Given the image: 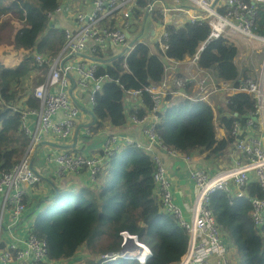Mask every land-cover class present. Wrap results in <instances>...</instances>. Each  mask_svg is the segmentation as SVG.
<instances>
[{
  "label": "trees",
  "instance_id": "obj_1",
  "mask_svg": "<svg viewBox=\"0 0 264 264\" xmlns=\"http://www.w3.org/2000/svg\"><path fill=\"white\" fill-rule=\"evenodd\" d=\"M148 1L136 2L133 22L144 17ZM62 2L15 0L8 3L0 0V20L11 16L9 19L20 23L17 30L7 32H4L6 22L0 25V43L9 37L16 57H20L16 65L0 60V173L11 169L28 143L20 127V113L5 106L22 104L19 102L22 96H17L11 83L22 81L28 73L46 71L47 66L38 67L32 61L33 55L53 56L61 49L63 34L60 30L48 29L46 14L55 12ZM255 8L252 32L264 37V5L255 4ZM218 11L222 13L223 9ZM150 15L159 19L157 12ZM165 30L167 49L164 51L158 45L139 43L125 60L120 53L112 58L101 51L94 53L96 60L105 64L98 67L96 78L107 76L110 81L103 84L94 99L92 114L95 121L90 126L93 134L103 131L106 125L112 128L125 126L128 119L126 93L159 84L164 75V58L182 61L185 57H193L206 42L210 26L205 22H186L180 26L168 25ZM236 55L235 44L220 37L205 43L199 52L197 66L213 71L218 80L237 84L240 75L234 64ZM242 76L248 78L252 74L243 73ZM141 100L139 117L149 114L152 106L147 93H143ZM165 100L167 106L158 114L154 126L161 145L186 156L208 152L209 159L234 151L233 123L245 126L255 104V99L245 93L237 92L227 97L225 105L218 111L219 126L226 136L218 140L213 110L206 102L195 96L173 100L166 96ZM24 103L27 108L38 106L30 98ZM108 160L98 173L96 185L76 183L78 186L75 187L67 186L62 180H59L61 183L53 180L48 181L49 196L39 197L34 204L26 199L25 220L32 219L31 233L46 241L49 264H108L98 256L120 250L121 231L137 235L151 250L146 264H176L186 251L188 235L174 218L161 210L152 180L154 163L150 153L130 145ZM41 182L43 179L39 184ZM255 197L260 198L261 191L253 181L247 184L245 196L232 197L223 192L210 196L209 209L219 231L235 248L237 264H264V226L255 228L249 214L250 199ZM104 236L105 246L98 247ZM117 264L138 263L120 259Z\"/></svg>",
  "mask_w": 264,
  "mask_h": 264
},
{
  "label": "built area",
  "instance_id": "obj_2",
  "mask_svg": "<svg viewBox=\"0 0 264 264\" xmlns=\"http://www.w3.org/2000/svg\"><path fill=\"white\" fill-rule=\"evenodd\" d=\"M137 1L91 0L89 10L77 12L72 19L73 26L62 29L63 45L56 56L41 54L32 56V61L38 67L47 66V74L45 80L33 90L31 95L38 104L36 108L22 110L12 108L20 113V127L29 142L23 155L11 169L0 173V264H49L46 241L32 234V223L25 220L29 190L42 180L41 175L32 166L31 156L37 144L42 143L47 137L61 141L72 137L79 119L80 107L79 101H72L67 92L69 80L71 81L70 75H76L75 97L80 100L79 96L85 93L86 98L93 105L95 96L101 91L103 84L110 81L107 76L96 78L99 67L96 62L90 65L74 64L72 62L74 57L85 52L89 56H94L95 52L100 51L99 49L114 46L122 50L120 54L125 60L137 44L145 43L141 39H134L131 43L133 39L131 41L128 39L133 24L132 11ZM156 2L157 0H149L146 10L151 12ZM194 2L202 9L200 13L193 14L185 5ZM212 2L213 0H184L183 3L175 6L172 4L170 7H164L161 11L163 20L158 27V36L152 45H158L161 51L167 49L165 28L168 25L180 26L186 22L205 21L210 26V34L205 43L236 34L246 40L260 41L263 44L261 63L256 79L239 78L237 84L223 82L221 88L218 87L213 92L231 90L234 93L250 95L255 99L254 111L245 122V126L242 127L238 122L233 123L231 130V135L234 137L233 147L234 152L239 154L238 160H234L233 165L222 168L214 174L202 169L189 171L188 178L194 183L196 194L187 217L173 199L166 169L157 156L152 154L151 147H161L167 153L177 156L174 151L161 145L154 132V126L162 110L163 98L166 96L173 98L176 90L185 89L193 78L181 76L170 81L166 74L167 62L170 60L164 58V76L159 84L143 86L128 91L125 95L130 100H137L142 106L141 96L147 93L152 102L149 114L139 117V107H137L130 109L127 116L131 123L142 129L150 145L142 146L129 140H125V143L150 152L154 163L152 180L161 210L174 218L188 235L186 251L176 264H232L208 206L210 196L216 192L232 196L231 188L235 187L236 196L240 197L247 184L253 180L260 188L261 197L250 199V218L255 228L264 226V142L256 140L252 135L255 123L259 121L258 117L264 114V37L252 33L256 16L255 4L264 5V0H223L221 7L218 6L223 9L222 13L218 12V7L210 9ZM59 11L60 8L53 13H47L48 20L52 21L54 14ZM205 43L192 57L195 64ZM183 98L189 99L187 96ZM195 98L204 100V98ZM151 121L154 123L146 127ZM86 134L89 135V131ZM117 150L115 137H110L99 155L71 154L62 150L54 153L47 161L54 165L55 178L86 174L90 183H96L105 160L114 156ZM183 160L189 161V158L185 157ZM119 236L120 250L116 253L103 254L100 259L107 263L123 259L146 264V259L151 256L150 249L140 242L136 235L127 231H121Z\"/></svg>",
  "mask_w": 264,
  "mask_h": 264
},
{
  "label": "crops",
  "instance_id": "obj_3",
  "mask_svg": "<svg viewBox=\"0 0 264 264\" xmlns=\"http://www.w3.org/2000/svg\"><path fill=\"white\" fill-rule=\"evenodd\" d=\"M6 1L8 3L15 2V0H6ZM26 1L33 2L35 0H26ZM168 1L157 0L151 12H148L145 8L144 17L139 21L141 25L139 31L138 32L135 31L133 35L131 36L129 35L128 37L130 41L131 39H133L131 43L134 41V39L136 40L141 39L150 44L156 39V37L158 36V27L163 20V17L161 18L162 9L164 7H170L172 4H174L173 6H175L177 4L184 2V0H178V1L173 0L171 3H168ZM62 5L64 7L63 11L60 10L59 12L54 14L53 20L49 21L48 29L51 28L56 29L59 32V30L62 31V29L65 27L71 28L73 26V20H72L73 16L77 12H86L87 10H89L91 5V0H63ZM193 10L195 9H191L190 11H192V13L194 14ZM152 12H157V15L159 16L158 20L152 18V16L150 15V13ZM228 40L233 44H235L237 48V55L234 59V64L239 71V75H240L239 77L243 78L242 76L243 73L252 74L253 72H256L259 69L260 62H253V60L251 61V59L248 57L252 47L251 41H248L245 38H240L238 36L231 37ZM99 50L102 53L109 54L108 57L110 58L119 55L120 51H122L120 50V48L114 46H108L105 49H99ZM58 52L56 54H58ZM242 57H244V59H242ZM72 62L74 64L86 63L87 65L96 62L98 66L105 65L104 63L97 61L94 56L87 55V52L74 57L72 59ZM9 63L12 64V62ZM13 64L16 65V63ZM167 67L168 69L166 74L170 81L172 78H176L177 76L179 77L189 76L193 78V81L185 89L179 91L176 90V93L173 94V98L171 99L173 100L177 98H183L184 96L187 97L195 96L199 98H204V100L202 101L206 102L213 110V117H214L213 125L215 129L216 139L218 140L224 139L226 135L224 129L221 126H219L218 111L222 108L223 105H225L226 98L231 96V94L234 92L231 90H220L217 93H213L216 90V88L218 87L221 88V85L224 81L218 80L215 77L214 72L211 70L199 69L197 63L195 64V62H193L192 58L190 57H185L182 61L170 60L169 62H167ZM46 74H47V69L45 72L35 71L34 73H28L26 75L27 77L23 78L22 81L11 83L12 90H16L18 92V95L22 96L21 100L19 101L22 104L20 105L17 104V107L20 106L22 107V109L28 107V105L24 103L25 100H27L28 98L32 99L31 95L33 92L32 88L34 84L37 85L42 83L43 80H45ZM75 76L70 75L71 81L69 80L67 92L72 101L74 100L79 101V107H80L79 119L76 128L74 129V132L72 134V137L69 138L68 140L61 141L53 137H47L44 139V141H42V143L37 144V146L35 147V150L31 156V163L33 168L41 175L43 182L35 186L29 192L28 201L32 202L33 204L35 200H37L39 197L42 196L45 197L47 194L48 196L49 194H51L48 181L56 180V182H60V183L63 181L66 182L67 186L72 185L75 187L78 186L77 184L82 186L96 185V183H90L89 178L86 174H83L81 176L67 175L62 178H55L54 165L47 161V159L51 158L54 153L65 150L70 152L71 154L82 153L86 156H93L97 154L99 155L104 149L105 144L110 137H115V141L118 144V150L116 151L115 155L119 153V151L122 148L128 147V145L125 143V140H129L134 144L139 143L142 146L150 145V141L144 136L142 129L131 123L129 117L128 119H126V125L123 127L112 128L109 125H106L103 131L93 134L90 130V126L93 125V114H92L93 104H91L89 100L86 98L87 96L85 93L79 96V99L81 101L75 97L74 95L75 82H76ZM247 77L253 79L257 78L256 75L254 77L253 76H247ZM124 101L127 110V116L129 114L130 109L141 106L139 102L135 99L130 100L128 99V97H125ZM166 106H167V102L165 98H163L161 111H163ZM258 119L259 121L258 120L256 121L255 129L252 132V135L256 140L264 142V114L262 116H259ZM31 123L33 122L31 121ZM152 123L154 122L153 121L149 122L146 127L150 126ZM87 131L90 132L89 135L86 134ZM151 149H152L151 151L152 154L157 156V158L164 165L168 175V179L170 180L171 183V192L173 195V199L175 200L176 204L179 205V207L181 208V210L183 211L186 217L189 215V208L196 194L195 185L188 178L189 171L202 169L208 172L209 174H214L222 168H226L230 165H233L234 160H238L239 158V154L237 152L231 154L230 151L215 159L213 158L209 159L207 158L208 152L200 153L197 155L186 156L174 151L177 154V156H173L158 146H153L151 147ZM185 157L189 158V161L183 160V158ZM108 159L105 160L101 169L104 168L106 164H108L109 162ZM252 181L253 180H251L250 182ZM230 194L232 195V197H238L236 196L237 190L235 187L231 188ZM241 194L242 195L240 197L246 195V188L244 191L241 192ZM42 201L43 199H41V202ZM28 222L32 223V219H29ZM220 235L224 241L225 248L228 252V256L232 264H234V262L237 264L238 259L234 262L232 261V254H235L237 256L235 248L229 242H227V240L225 239L224 235L221 232Z\"/></svg>",
  "mask_w": 264,
  "mask_h": 264
},
{
  "label": "rangeland",
  "instance_id": "obj_4",
  "mask_svg": "<svg viewBox=\"0 0 264 264\" xmlns=\"http://www.w3.org/2000/svg\"><path fill=\"white\" fill-rule=\"evenodd\" d=\"M168 1V0H167ZM173 0L171 1H168V3H171ZM178 1V0H177ZM8 19H5V20H0V25L3 23V22H6V28L4 30V32H7V31H12L13 29H18L20 27V23L19 21H15L14 19H9L11 16H7ZM6 16L4 18H7ZM141 25L139 22H134L132 24V27L130 29V33H134L135 31H139ZM251 41V51L249 52V55L248 57L251 59V61L253 60V62H260L261 63V49H262V43L260 41H257V40H250ZM15 50L13 48V44L11 43V39L9 37H5L4 40H3V43H0V60L4 61L2 63H8V62H12V63H16L17 64V61L19 60L20 57H16L15 55ZM242 59H244V57H242ZM5 63V64H6ZM11 64V63H10ZM15 67V66H14ZM13 68V67H12ZM38 72H41V71H38ZM43 72V71H42ZM258 70L256 72H253L252 73V76L254 77L256 74H257ZM249 78V77H248ZM20 80L16 81V82H19ZM41 84H34L33 86V90L40 86ZM13 91H16V90H13ZM17 92V91H16ZM17 95H18V92H17ZM19 96V95H18ZM6 107L10 108L12 111H14L12 108H18V110H21L22 107L16 105V103H12L10 105H5ZM16 112V111H14ZM26 137V136H25ZM27 138V137H26ZM28 142H29V139L27 138ZM28 145V143H27ZM233 150L231 152V154H233ZM19 160V159H18ZM98 183V182H97ZM98 185H100V183H98ZM53 208V206H51ZM44 211V215L46 214L45 210L43 209L42 212ZM105 239L106 237H101L100 238V242H98V247H102V246H105ZM107 241V240H106ZM100 257V255L98 256ZM238 258L235 254H232V261H236ZM112 263V262H111ZM109 264V263H108ZM117 264V263H115ZM234 264H236L234 262Z\"/></svg>",
  "mask_w": 264,
  "mask_h": 264
},
{
  "label": "clouds",
  "instance_id": "obj_5",
  "mask_svg": "<svg viewBox=\"0 0 264 264\" xmlns=\"http://www.w3.org/2000/svg\"><path fill=\"white\" fill-rule=\"evenodd\" d=\"M182 3H183V2H182ZM222 3H223V0H220L219 6H220ZM185 5H186V6H187V5L190 6V7L187 6V8H188L189 10H191V9H195V10H193L194 13H197V12L200 13L201 10H202V9H201V8L195 3V2H194V3H187V4H185ZM61 6H62V5H61ZM192 7H194V8H192ZM220 7H221V6H220ZM220 7H218L217 10H219ZM58 8H60V6H59ZM218 12H219V11H218ZM197 22H201V21H197ZM204 22H205V21H204ZM194 23H195V22H194ZM205 23H206V22H205ZM253 28H254V27H253ZM252 30H253V29H252ZM252 33H253V32H252ZM209 34H210V33H209ZM254 35H255V34H254ZM237 36L240 37V38H243V37H241L240 35H237V34H236L235 36H232V37H237ZM257 36H258V35H257ZM260 37H261V36H260ZM225 38L228 40V39L231 38V37H228V38L225 37ZM248 41H250V40H248ZM144 44H149V43L145 42ZM150 44H152V43H150ZM202 44H203V43H202ZM152 46H154V45H152ZM200 47H201V46H200ZM200 47H199V48H200ZM198 50H199V49H198ZM197 52H198V51H197ZM197 52H196V53H197ZM58 53H59V52H58ZM56 55H57V54H56ZM56 55H55V56H56ZM198 55H199V54H198ZM52 57H54V56H52ZM191 58H192V57H191ZM169 60H170V59H169ZM163 64H164V62H163ZM163 76H164V75H163ZM180 77H181V76H180ZM251 79H253V78H251ZM235 93H237V92H235ZM235 93H232L231 95H233V94H235ZM89 133H90V132H89ZM112 157H113V156H112ZM112 157H110V158H112ZM136 236H137V235H136ZM139 241H140V240H139ZM140 242H141V241H140ZM150 251H151V250H150ZM148 258H149V257H148ZM148 258H147V259H148ZM147 259H146V261H147ZM121 260H123V259H121ZM125 261H134V262H137V261H135V260H125ZM178 261H179V260H178ZM112 263L115 264V263H117V261L112 262ZM137 263H138V262H137ZM138 264H139V263H138Z\"/></svg>",
  "mask_w": 264,
  "mask_h": 264
},
{
  "label": "water",
  "instance_id": "obj_6",
  "mask_svg": "<svg viewBox=\"0 0 264 264\" xmlns=\"http://www.w3.org/2000/svg\"><path fill=\"white\" fill-rule=\"evenodd\" d=\"M220 0H213L212 4L210 5V9H216L219 6ZM63 5L60 6V10L63 11ZM203 49V48H202ZM74 56V55H73ZM65 61V60H64ZM64 61L62 62V64L64 63ZM255 119V118H254ZM95 121V119L93 118V122Z\"/></svg>",
  "mask_w": 264,
  "mask_h": 264
},
{
  "label": "bare ground",
  "instance_id": "obj_7",
  "mask_svg": "<svg viewBox=\"0 0 264 264\" xmlns=\"http://www.w3.org/2000/svg\"><path fill=\"white\" fill-rule=\"evenodd\" d=\"M147 152V151H146Z\"/></svg>",
  "mask_w": 264,
  "mask_h": 264
}]
</instances>
